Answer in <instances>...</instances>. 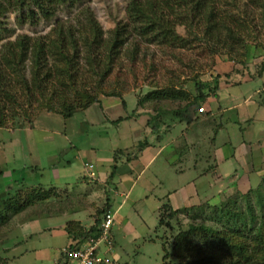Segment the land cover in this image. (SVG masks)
Here are the masks:
<instances>
[{
  "label": "rangeland",
  "instance_id": "rangeland-1",
  "mask_svg": "<svg viewBox=\"0 0 264 264\" xmlns=\"http://www.w3.org/2000/svg\"><path fill=\"white\" fill-rule=\"evenodd\" d=\"M127 3L128 0H84L82 4L72 8L62 7L53 20L40 21L36 25H19L15 13L9 12L0 20V46L4 42L14 40L18 35L25 34L30 37L45 35L54 25L55 20L64 21L69 17H74L84 5L91 8L100 27L107 33L117 23L126 22ZM176 30L181 36H185L183 26H177ZM247 43L251 47L257 48L255 54L260 52L247 66L237 63L238 59L242 60L244 57L234 58V63L224 53L211 54L200 43L184 48L143 44L140 52L134 58L130 53L124 51L125 47L113 70L105 78L93 77L94 80L90 82L86 78L80 82L91 83L93 87L98 85L102 89L103 95L110 92L119 95L132 93L137 99H144L143 109L152 111L154 114L160 113L175 109L179 103L184 102H177L174 98H170L173 100H162L163 97L160 96V99L154 102L156 98L149 99L148 96L153 91L166 89L167 97L180 91L185 93L184 100H187L192 99L196 94V82L201 81L209 87H213V78L216 74H219L223 79L231 75L227 81L229 83H239L243 79L257 75L255 70L264 62V29L259 33L256 31L252 33L247 39ZM232 69H238L241 72L235 73ZM252 70L255 71L253 74H251ZM263 85L264 74L251 80L242 81L238 85L222 84L217 90L218 97L214 98L211 104L213 116H210V120L202 125L192 124L191 129L187 131V141L192 144V147L180 148L179 153H174L170 149L161 154L127 196L124 195L125 192L119 195L122 193V189L118 188L119 194H116V202H122V205L117 209L116 242L113 246L114 252L117 254L116 264H163V239H166L167 244L171 234L177 233L179 228H185L190 221L220 227L221 224L211 217V209L207 207L201 212L197 209L189 210L188 213L182 212L173 218L163 213L165 221L160 226L158 225L160 207L163 203L170 204V192L175 190H179L178 192L183 195V200L193 195L191 201H188L189 203L206 200L200 204L206 202L209 205L220 206L222 202L225 203L228 200V197H235L236 191L232 185L234 176L224 177L217 183L214 180L215 173L224 174L225 171L235 168L242 170V166H239L232 157L223 163H218L219 156H226L230 149V146L224 147V143L231 142L229 144L233 146L243 143L247 146L245 149H249L247 160L251 161L245 167L249 171H253V169L260 168L259 165L262 163L263 168L260 171L264 170V163L261 160L263 155L260 152L263 145H253V142L257 140L264 143V137H262L264 133H259V130L264 128L262 121L264 119V93H257ZM209 92L210 95H213L211 91ZM245 97L252 98L255 104H251L249 110H245L244 114L239 112V115L235 116L232 110L222 111L230 104L232 106L237 102L243 103ZM130 98L127 96L129 105H131ZM195 105L198 106V104ZM24 110L27 112H22L23 114L19 112L13 119H8L6 125L0 127V193L4 195L3 198L7 196L8 192L15 191L17 185L12 183L13 180L20 179H23V182L18 184L19 187H33L39 183L44 189L52 187L54 192L61 194L65 190V185L62 184L63 179L69 178V181H72L77 177H82L85 173V170L83 172V168L80 167L83 166L82 158L75 159L77 149L85 151L91 149L97 151L98 149L100 157L107 158L111 157V150L116 148V135L113 129L107 135L104 131L105 124L92 125L80 122L78 128L81 130V125H84L86 128L84 131L72 135L66 132L70 142L77 146L75 149H69V142L63 133L65 120L62 115L45 111L38 104ZM24 113L32 120V127L23 119ZM254 118L259 120L254 122ZM180 129L181 126L175 128L174 133L180 132ZM184 142L183 139L178 141L181 145ZM218 152L219 154H217ZM91 154L88 151L83 158L86 160L91 158L95 161ZM98 164L99 167L100 164L102 166V163ZM55 171L59 176L55 175ZM64 173L67 177H64ZM249 175L251 183L249 186L243 187V190L259 189L264 195L263 175L258 176L257 172L255 175L253 172ZM113 180L115 181V178ZM117 181L118 179H116ZM188 182L191 184L188 185ZM87 185L86 187L78 184V186L69 187V190L72 194L85 193L91 183L89 182ZM106 186V188L104 186L105 190L103 187L93 188L95 192L99 193V197L92 199L89 207L94 210L96 219L99 217L98 213L96 214L97 210L109 206L108 199H110L109 201L113 199V195L110 194L113 191L111 180L107 179ZM129 186L130 184H125L126 189ZM195 193L199 197L194 196ZM60 197V200L64 198L63 195ZM155 197L157 199L159 197L160 200H156ZM139 198L144 199L145 204L134 206ZM251 198L256 212L259 215L261 212L264 214L263 200L259 199L257 195H251ZM83 200L89 202L90 199L85 197ZM239 200L242 208H245V201L241 198ZM110 204L111 209H114L116 204L111 202ZM72 206L78 207L75 204ZM195 210L196 212H194ZM193 215H196V218H193ZM82 216L83 213L80 211L75 213L69 211V214L57 217H40L42 219L31 221L24 228L17 229L15 233L12 232L13 225H10L8 220L7 225L0 229V260L8 258L11 264H53L52 259L59 258L61 248L70 241L69 237L63 233L55 231L59 229V225L66 221L80 219ZM23 217L19 218L20 222L25 221V217ZM11 222L14 224L13 220ZM167 223L174 225V228H168ZM44 226L47 230L42 229ZM33 231L37 234L30 236V232ZM6 238L8 239L5 240ZM14 244L17 245L14 246ZM26 248H30V250L25 251ZM31 248L35 250L46 248L47 250L44 251L46 257L39 258V255ZM102 248L104 249V247Z\"/></svg>",
  "mask_w": 264,
  "mask_h": 264
},
{
  "label": "trees",
  "instance_id": "trees-1",
  "mask_svg": "<svg viewBox=\"0 0 264 264\" xmlns=\"http://www.w3.org/2000/svg\"><path fill=\"white\" fill-rule=\"evenodd\" d=\"M83 1L0 0V20L7 13L14 12L19 25H36L40 21L53 20L62 7L72 8ZM125 10L126 22L117 23L107 33L100 27L91 8L84 5L74 17L55 20L45 35H18L14 40L1 44L0 127L19 112L26 113L24 109L35 104L45 111L59 113L65 119L99 101L102 89L80 81L105 78L125 47L124 51L134 58L143 44L184 48L200 43L211 54L224 53L234 63V58L244 57L237 62L244 66L250 65L260 53L255 54L257 48L251 47L247 39L255 31L259 33L264 29V0H128ZM177 26L184 27L185 36L177 32ZM232 71L241 72L238 69ZM256 71L258 74L264 72V62ZM230 76L223 79L216 74L213 87L196 82V94L192 99L184 100L185 93L180 91L169 97L166 89L151 92L148 96L149 99L156 98L154 102L160 99L159 96L163 97L162 100L174 98L177 102H184L175 109L155 113L151 118L157 121L160 116L168 115L187 121L185 113L188 108L195 104L202 106L209 97L217 98L219 84L229 83ZM104 95L122 97L114 92ZM143 100L138 98L137 104L142 106ZM203 109L198 111L193 121L212 113L204 106ZM23 119L33 126L26 115ZM261 174L264 177V172ZM113 175L111 172L109 177ZM233 188L236 196L228 197L220 206L205 202L178 209H172L168 203L160 207V226L165 221L163 213L173 218L189 210L201 212L206 207L211 209V217L221 224L214 227L190 221L185 228L172 233L167 244L163 239V264H264V214L256 212L251 198V195H257L264 202V195L259 189L244 191L235 185ZM7 194L0 200V226L13 214L30 206L34 198L32 192ZM238 196L245 201V208H242ZM41 198H44L43 194ZM109 208L97 210L99 217L90 228H80L76 232L69 229L70 236L85 239L89 235H97L101 217ZM166 226L174 228L170 223ZM62 256L61 251L58 261ZM0 264L9 262L2 258Z\"/></svg>",
  "mask_w": 264,
  "mask_h": 264
},
{
  "label": "crops",
  "instance_id": "crops-1",
  "mask_svg": "<svg viewBox=\"0 0 264 264\" xmlns=\"http://www.w3.org/2000/svg\"><path fill=\"white\" fill-rule=\"evenodd\" d=\"M256 68V67H255ZM256 71V70H255ZM255 71H251V74H253ZM257 73V71H256ZM264 72L261 74H258L253 77H248L246 79H243L242 81L251 80L252 78L262 76ZM241 81V82H242ZM241 82L237 84L233 83H223V85L227 84H233L238 85ZM222 86V84H219V88ZM257 93H264V85L261 90H258ZM256 93V94H257ZM127 96L130 98V104L127 101ZM214 98L209 97L207 98L205 104H202V106L205 107L206 111H211V104ZM124 101V104H123ZM128 102V103H127ZM262 103V102H261ZM259 103V104H261ZM251 104H255V102L252 100V98L245 97L243 98L242 102H237L235 105L230 104L229 107H226L225 109H222L223 112L232 110L234 112L233 115H239L244 114L245 110H249V107ZM199 107V106H198ZM198 107L195 105H192L188 108V111L185 113V117L187 118V121H179L178 118H172L171 116H160L157 121H154L151 116L155 115L152 111H147L142 108V106H139L137 104V98L134 94L128 93L126 95H122V97L117 96H105L101 95L99 97V101L91 104L89 107L83 110L76 111L71 117L69 118H63L65 120V130H64V137L69 142V149H75L77 146L74 145L72 142H70L68 138V134L66 132H69L70 135L72 134H78L82 131H84L86 128L84 125H81V130L78 128V123H89L92 125H103L105 124V133L109 135L108 132H111L113 129L114 134L116 135V148H113L111 151V157H100V154L97 149V151H94L96 149L91 150H83V149H77L75 154V159H81L83 166L81 165V169L83 168V172L85 170V164H92L93 167L91 168V171L94 173L93 176H89L88 172L83 173L82 177H77L74 180H70L69 178L63 179L62 184L65 185V190L61 192V194H58L57 192H54L53 188L44 189L41 184L38 183V185L33 187H27L22 188L19 187L18 184L23 182V179L20 180H13L12 183H16L15 191L12 193H9L11 195L15 194L16 192L26 194L29 192H32L34 195L33 202L30 206H28L26 209L22 210L21 212H18L16 214H13L9 218V224L13 225L12 232L15 233V231L19 228L22 229L25 226H27L28 223L31 221H35L37 219H42L40 217H57L60 215H66L69 214V211L71 213H75L76 211H80L83 213L82 218L80 219H71L63 223L62 225H59V229L55 232L63 233L67 237H69V243L61 248V251L70 245L71 242H74L75 239L70 236L69 229L76 232L78 229L86 230L90 228L93 224L96 223V217L95 212L93 209L89 207L90 201L94 198L99 197V193L95 192L93 189L94 187H103L105 188L107 179L111 180L113 185V191L110 193L113 195V201H109L108 199V205L110 206V202L113 204H116L115 208L110 210L114 213V221L112 225V252L109 254H106L108 258H110L111 263L110 264H116V257L117 254L114 252V243L115 240V232H116V224H117V217H118V210L122 202L118 203L116 202V194L118 193V188L121 187L122 193L119 195H122L124 192V195L127 196L130 191H132L133 187L140 181L146 172L150 169V167L153 165L155 160L164 152L168 150H173L174 153H179L180 148H189V146L192 147V144H189L188 140V130L191 129L192 124L202 125L204 122L210 120V116H213L212 113L207 115L206 117L199 119L197 122L193 121V119L198 116ZM236 110V112H235ZM259 119L254 118V122H257ZM264 122V119L262 120ZM112 124V125H111ZM111 126V127H110ZM180 132L174 133V129L177 127H180ZM259 133H264V128H261L259 130ZM262 137H264V134H262ZM180 139L184 140L185 142L181 145L178 143ZM191 141V140H190ZM231 143V142H229ZM224 143V147L230 146V149L228 150L226 156H219L218 163H223L225 160L229 159V157L234 158L239 166H242V170H239L238 168H235L233 170L225 171L224 174L215 173L214 180L215 182L221 181L224 177H233L234 181L232 183L233 187L234 185L237 186L239 189L243 190V187L249 186L251 183L250 175L249 173H252L255 175L257 172V175L259 176L261 173L262 163L259 165L260 168L253 169V171H249L248 168H246V164L249 165L251 161L247 160V154L248 150L245 149L247 146H245L243 143H237L235 146ZM256 144V146L263 145V148H260V152L263 155L261 160L264 163V143H261L259 140L256 142H253V145ZM118 145V146H117ZM242 148V149H241ZM251 148V147H250ZM91 152L92 157H94L95 161L90 159H85L84 154H87V152ZM224 153V152H223ZM219 154V152L217 153ZM100 161V162H99ZM98 163H102V166ZM213 167V166H212ZM215 167V166H214ZM253 167V166H252ZM254 168V167H253ZM54 169H57L54 167ZM111 170V171H110ZM114 172V175L112 178L109 177L110 173ZM264 172V170H262ZM55 175H57V172L55 171ZM64 177L66 176V173H64ZM115 178V181L113 180ZM116 179L118 181L116 182ZM18 182V183H17ZM91 183V185L87 188L85 193H79V194H72L70 192L69 187L71 186H78L85 185L88 186V183ZM232 182V181H230ZM130 184L129 188L126 189L125 184ZM188 185L191 183L188 182ZM209 184V183H208ZM210 185V184H209ZM211 187V186H210ZM29 189V190H28ZM109 189V188H107ZM31 190V191H30ZM102 190V191H103ZM179 190H175L174 192H170V198H169V205L172 209H178L181 207H189L193 205L200 204L201 202H204L202 200H199V202L189 203L188 201H191L193 195L187 197L185 200H183V195L178 192ZM104 192V191H103ZM100 193H102L100 191ZM41 194H43L44 198H41ZM64 194L66 195L64 197ZM103 194V193H102ZM109 194V196H110ZM179 194H181L179 196ZM8 195V194H7ZM38 195V197H37ZM59 195V198H57ZM63 195V199L60 200V196ZM175 195V196H174ZM169 196V195H168ZM167 196V197H168ZM196 197L197 193H195ZM4 195L0 193V200L4 199ZM36 197V198H35ZM89 198V202L83 200V198ZM156 200H160L159 197H155ZM107 199V198H106ZM145 200L142 198H139L135 203L134 206H143L145 204ZM209 202V201H208ZM73 204L77 205L78 207L72 206ZM164 204V203H163ZM161 205V204H160ZM181 206V207H180ZM77 209V210H76ZM117 212V213H116ZM25 217V221L22 220L19 221V218ZM23 217V218H24ZM16 218V219H15ZM13 220H16L14 224L11 222ZM121 221V220H120ZM8 221L0 226V229H2L5 225H7ZM46 226L42 227V229L47 230L45 228ZM130 227H132L130 225ZM132 229V228H131ZM134 230V229H132ZM71 232V233H72ZM33 234H37L36 232H30V236H33ZM71 237V238H70ZM6 238L5 240H7ZM17 244H14L16 246ZM45 249L35 250L31 248V250H35V253L39 255V258H45ZM30 248H26L25 251H29ZM47 250V249H46ZM8 260V258H5ZM53 264H56L58 261L57 258L52 259ZM9 264L10 261H8Z\"/></svg>",
  "mask_w": 264,
  "mask_h": 264
},
{
  "label": "built area",
  "instance_id": "built-area-1",
  "mask_svg": "<svg viewBox=\"0 0 264 264\" xmlns=\"http://www.w3.org/2000/svg\"><path fill=\"white\" fill-rule=\"evenodd\" d=\"M198 111H204L203 106H199ZM85 172L93 176L92 164H85ZM114 221V213L106 211L98 225L97 235H89L85 239H75L69 246L62 250L64 256L56 264H110L111 260L106 256L112 252L111 229ZM104 247V249L102 248Z\"/></svg>",
  "mask_w": 264,
  "mask_h": 264
},
{
  "label": "water",
  "instance_id": "water-1",
  "mask_svg": "<svg viewBox=\"0 0 264 264\" xmlns=\"http://www.w3.org/2000/svg\"><path fill=\"white\" fill-rule=\"evenodd\" d=\"M196 106V105H195ZM196 107H198V106H196Z\"/></svg>",
  "mask_w": 264,
  "mask_h": 264
}]
</instances>
